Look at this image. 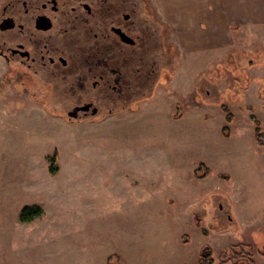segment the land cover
<instances>
[{
	"label": "rangeland",
	"instance_id": "obj_1",
	"mask_svg": "<svg viewBox=\"0 0 264 264\" xmlns=\"http://www.w3.org/2000/svg\"><path fill=\"white\" fill-rule=\"evenodd\" d=\"M237 50L194 63L183 53L170 92L106 123H65L35 107L5 106L0 95V264H108L112 256L121 264H198L205 243L217 256L240 242L264 249V188L237 185L240 178L264 181V147L250 120L239 131L221 111L228 104L237 123L262 118L264 99L251 113L237 98L264 80V63ZM177 105L181 120L174 119ZM227 125L231 140L222 135ZM200 164L211 169L208 179L194 177ZM33 205L43 215L22 223V209ZM231 210L237 224L226 230L221 217ZM168 246L182 253L161 248Z\"/></svg>",
	"mask_w": 264,
	"mask_h": 264
},
{
	"label": "flooded vegetation",
	"instance_id": "obj_2",
	"mask_svg": "<svg viewBox=\"0 0 264 264\" xmlns=\"http://www.w3.org/2000/svg\"><path fill=\"white\" fill-rule=\"evenodd\" d=\"M157 3L0 0L5 106L35 107L69 124H100L170 92L184 52Z\"/></svg>",
	"mask_w": 264,
	"mask_h": 264
},
{
	"label": "crops",
	"instance_id": "obj_3",
	"mask_svg": "<svg viewBox=\"0 0 264 264\" xmlns=\"http://www.w3.org/2000/svg\"><path fill=\"white\" fill-rule=\"evenodd\" d=\"M157 6L160 15L164 18V20L173 30L175 43H177L182 48L184 54L189 55V61L191 63H194L195 61L200 59V57H202L203 54L206 53L216 54L218 52H221L220 54H222L228 51L229 49H232L234 51L232 52V54L235 53L234 55L236 56V53L239 52L237 48H241V47L244 50L247 49V53L243 55H249L253 59L254 57L258 59L260 56L261 60L264 63V0H158ZM243 46H246L247 48H244ZM226 54L227 53H225V56ZM224 59L225 57L221 55L220 59H216V61L220 63V61L222 60L223 62ZM208 61L211 60L208 59ZM259 67L261 66L260 65L256 66V68ZM262 68L264 69V65L262 66ZM262 81L264 82V80ZM260 89H261V85L259 86L258 83L251 84L249 87L243 90L241 97L237 98V100L240 101V102L238 101V103L241 104L244 103L247 106H255L254 104H256L255 113H257L258 111L257 108L261 107L260 104L262 103L261 99H264V97L260 96L261 95ZM205 94L209 95L208 92H206ZM247 94L248 97L253 101L251 102L247 101ZM255 95L257 96L256 98ZM203 105L205 109L209 110L208 112L210 115V109H208L209 106L207 107L205 106L210 104H203ZM224 105H227L230 108L228 104L225 103ZM241 115H244L243 111L241 112ZM256 117L258 118V116ZM181 119L182 117L179 120ZM249 120L250 118L247 117V115H245L243 117V121L237 123V118L234 115V121L230 125L232 126L233 129L237 125L239 131L244 130L246 127L249 129L251 125L249 123ZM259 120L261 121L264 129V124H263L264 114L262 118H260ZM225 121H226V114H225ZM252 128L254 129V127ZM222 135H223V131H222ZM233 138L234 137L231 132L230 137L226 139L231 140ZM254 138H255V129H254ZM241 141H242L241 138L239 137L235 138L233 142V146L231 148H233L236 144L240 143ZM252 150H253L252 152L256 153L254 149ZM252 155L255 156L254 154ZM253 156L250 158H254ZM256 158H258V156ZM261 160L263 161L264 159L261 158ZM222 172L225 174L229 173L226 170H223ZM237 182H239L237 183V185L241 186L239 187L240 188L239 190L247 189L256 192L257 190L264 188V181L257 182V181H251V179L243 180L242 178H240L239 180L237 179ZM255 194L256 193H251V195H255ZM248 200L249 201H247V203H250V198ZM226 201H228V199ZM221 206L222 205L219 206L220 209L219 212L222 213L223 207ZM232 214L233 213L231 210L228 216H226L225 218L221 217L222 219H224V222L227 223L226 226L222 227L223 229L227 230L228 228H232L237 224L236 218L234 214L233 215ZM233 220H235L236 224L233 222ZM259 220L261 219H255L253 222ZM220 223H223V221H221ZM240 228L241 230H244L245 226H242ZM203 235L206 239L209 238L210 236V235L206 236L204 230H203ZM262 236L264 237V234ZM255 244L258 246L257 242H255ZM205 245H210V244L205 243L200 248L199 254L201 249ZM161 248L165 249L163 251L170 249V250H177L178 253H182L179 249L172 248V246H168V248H164V247ZM225 249H223L222 251H224ZM199 254H198V264H199ZM215 255L217 256L216 252ZM257 255L255 258L256 262H258ZM260 256L262 259H264V256L262 255ZM185 260H186L185 258L182 259L179 264H186Z\"/></svg>",
	"mask_w": 264,
	"mask_h": 264
},
{
	"label": "trees",
	"instance_id": "obj_4",
	"mask_svg": "<svg viewBox=\"0 0 264 264\" xmlns=\"http://www.w3.org/2000/svg\"><path fill=\"white\" fill-rule=\"evenodd\" d=\"M261 90L264 91V82L261 81ZM222 111L226 114L227 124H231L234 121V115L231 113L230 108L227 105H221ZM256 108L254 106H248L245 111L254 112ZM182 109L177 106V114L174 116L176 120L182 117ZM250 120L254 124L255 129V140L258 146L264 147V129L261 121L254 115L249 116ZM231 135L229 126H225L223 129V136L228 138ZM49 173L52 175L56 174V169L53 165L49 168ZM212 171L207 165L201 164L198 169L194 172V177L196 179H205L211 175ZM43 215V209L38 205L25 206L20 214V221L22 223H30L33 220L41 217ZM232 216V215H231ZM198 226L201 224V220L198 219ZM206 236L210 234L208 231L204 230ZM260 254L264 256V249H259L255 244H247L240 242L229 246L227 249L222 251L217 257L213 248L210 245H205L199 254V264H257L256 255ZM121 260L117 256H112L109 258L108 264H120Z\"/></svg>",
	"mask_w": 264,
	"mask_h": 264
},
{
	"label": "built area",
	"instance_id": "obj_5",
	"mask_svg": "<svg viewBox=\"0 0 264 264\" xmlns=\"http://www.w3.org/2000/svg\"><path fill=\"white\" fill-rule=\"evenodd\" d=\"M231 201H232V203L235 205V201H234L233 199H232Z\"/></svg>",
	"mask_w": 264,
	"mask_h": 264
}]
</instances>
